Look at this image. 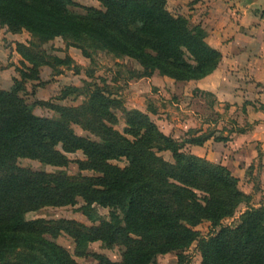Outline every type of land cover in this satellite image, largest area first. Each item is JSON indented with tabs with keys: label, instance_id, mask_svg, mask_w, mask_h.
I'll list each match as a JSON object with an SVG mask.
<instances>
[{
	"label": "trees",
	"instance_id": "1",
	"mask_svg": "<svg viewBox=\"0 0 264 264\" xmlns=\"http://www.w3.org/2000/svg\"><path fill=\"white\" fill-rule=\"evenodd\" d=\"M99 1L103 9L84 7L78 13L70 9L73 0H0V24L12 32L26 28L45 38L87 40L97 50L137 60L142 76L158 70L189 81L218 67L222 54L207 42L206 29L172 13L167 0ZM20 52L35 74L21 70L10 89H0V264H79L57 242L62 232L78 245L102 241L120 248V260L96 254L97 264H156L159 254L184 250L196 240L202 264H264V205L249 206L234 227L221 225L240 204H249L250 195L225 165L184 149L202 145L208 136L178 141L138 109L124 111L120 132L114 127L117 101L98 87L78 106L48 103L55 118L37 115L36 104L21 92L28 80L38 79V67L49 65L48 55L34 60ZM73 125L98 139L77 134ZM78 150L86 156L80 169L100 175L33 171L16 163L30 158L64 167L67 154ZM163 151H171L174 162ZM121 158L124 167L113 163ZM79 197L110 208L109 217L92 227L25 218L29 211L75 204ZM205 220L221 229L200 238L195 227Z\"/></svg>",
	"mask_w": 264,
	"mask_h": 264
},
{
	"label": "rangeland",
	"instance_id": "2",
	"mask_svg": "<svg viewBox=\"0 0 264 264\" xmlns=\"http://www.w3.org/2000/svg\"><path fill=\"white\" fill-rule=\"evenodd\" d=\"M199 1L171 0L168 5L173 12L183 11L185 14L183 16L192 25L204 27L202 15L205 10L202 9L199 12L202 15H199L193 6ZM73 2L70 9L78 13L84 12V7L103 9L99 0H73ZM89 45L91 42L69 35L45 38L26 28L20 32H12L8 26L0 24V89H10L15 78L21 79V70L26 71L30 76L35 74L31 69L33 67L31 62L27 61L20 51L34 60H38L37 55H48L46 60L49 65L38 67V79L28 80L21 92L29 103L36 104L34 112L37 115L55 118L58 114L47 106L48 103L78 106L88 99L92 90L98 87L107 96L117 101V107L113 111L118 117V123L114 127L120 132H123L126 127L124 111L138 109L147 113L163 133L178 141L196 136H208L206 140L210 138L211 142L206 144L205 140L204 149L207 153L212 151L210 157L215 161L213 163H218L220 152L217 148H212V145L215 146L218 140H232L234 134L244 129V127L240 128L239 124L247 126V123L241 122L242 119H240L241 110L246 109L245 102L240 100L239 103L232 105L231 99L230 102L220 100L213 92L194 89L187 82L175 80L161 74L158 70L149 76H142L144 68L137 60L119 56L104 49L97 50ZM68 87H71L67 90L69 94L63 97ZM40 101L46 104H38ZM73 127L79 135L93 140L98 139L80 125H73ZM184 149L195 155L204 153L200 147L192 149L188 144ZM160 155L174 162L171 151H163ZM67 157L69 163L64 167L30 158H19L16 163L19 167L33 171L51 173L61 171L70 176L100 175L94 170L80 169L79 162L86 160L83 151L68 153ZM113 163L124 167L127 161L121 158L114 160ZM256 163L254 168H258ZM261 205H264L263 195L254 197L250 195L249 204H240L235 214L223 219L221 225L234 227L240 223L242 214L249 206L258 208ZM109 214L110 208L98 204H87L83 198L79 197L75 204L45 206L39 210L29 211L25 214V218L28 221L37 219L55 222L70 221L92 227L107 219ZM221 225L216 226L205 220L195 229L199 231L200 238H209L220 231ZM57 242L67 249L79 264H97L96 254L106 255L115 261L121 259L119 247L108 248L102 241L78 245L73 237L62 232ZM156 264H202L199 240L194 241L184 250L159 254Z\"/></svg>",
	"mask_w": 264,
	"mask_h": 264
},
{
	"label": "crops",
	"instance_id": "3",
	"mask_svg": "<svg viewBox=\"0 0 264 264\" xmlns=\"http://www.w3.org/2000/svg\"><path fill=\"white\" fill-rule=\"evenodd\" d=\"M170 2L167 0L168 8ZM193 6L197 14L205 10L199 15L204 17L206 40L222 58L211 74L185 82L194 89L213 92L220 100L231 99L232 105L240 100L246 103L240 119L247 126L239 124L244 129L232 140H218L212 148L219 150L217 162L239 179L245 193L264 196V0H200ZM171 12L185 15L183 11ZM205 143L188 145L200 147L204 153L196 155L215 162L210 157L212 151L204 149ZM255 162L258 168H254Z\"/></svg>",
	"mask_w": 264,
	"mask_h": 264
}]
</instances>
